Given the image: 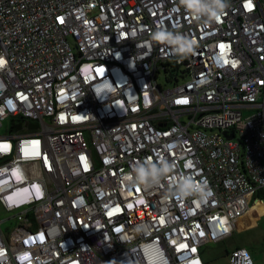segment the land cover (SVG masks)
<instances>
[{
  "label": "built area",
  "instance_id": "obj_1",
  "mask_svg": "<svg viewBox=\"0 0 264 264\" xmlns=\"http://www.w3.org/2000/svg\"><path fill=\"white\" fill-rule=\"evenodd\" d=\"M228 2L205 23L180 0H0V210L20 222L0 219V264H206L232 235L264 187V0ZM145 159L174 173L131 186ZM180 173L213 197L173 198Z\"/></svg>",
  "mask_w": 264,
  "mask_h": 264
},
{
  "label": "clouds",
  "instance_id": "obj_2",
  "mask_svg": "<svg viewBox=\"0 0 264 264\" xmlns=\"http://www.w3.org/2000/svg\"><path fill=\"white\" fill-rule=\"evenodd\" d=\"M180 4L191 13L197 20L205 23L219 20L229 7L228 0H180ZM135 37V33L132 34ZM152 40L158 44L170 47L173 55L180 61L195 54L197 44L188 36L169 31L164 26L158 27L152 33ZM108 90H104L107 95ZM174 173V165L169 161L153 162L151 159L137 162L130 175V185H142L145 188H152L166 180L170 174ZM170 194L178 200H185L189 197L206 201L213 197L214 192L206 179L197 181L190 174H175L170 183ZM259 199V198H258Z\"/></svg>",
  "mask_w": 264,
  "mask_h": 264
},
{
  "label": "rangeland",
  "instance_id": "obj_3",
  "mask_svg": "<svg viewBox=\"0 0 264 264\" xmlns=\"http://www.w3.org/2000/svg\"><path fill=\"white\" fill-rule=\"evenodd\" d=\"M160 81L165 82L164 75L160 76ZM9 126L10 121L6 119L4 126L0 129V134L7 133ZM262 196L264 198V195ZM256 198L255 195L253 200ZM7 217L9 216L6 212L0 210V219L3 220L2 229L10 233L20 222L15 218L6 219ZM243 219L245 227L238 225L231 236L203 245L206 264H231L229 252L237 246L248 248L256 263L264 264V202L255 201L254 206L249 209Z\"/></svg>",
  "mask_w": 264,
  "mask_h": 264
},
{
  "label": "crops",
  "instance_id": "obj_4",
  "mask_svg": "<svg viewBox=\"0 0 264 264\" xmlns=\"http://www.w3.org/2000/svg\"><path fill=\"white\" fill-rule=\"evenodd\" d=\"M259 200H261V199H259ZM258 201V200H257ZM256 201V202H257ZM262 202H264V200H261ZM249 211H247L242 217H240L239 219H238V221H237V223H236V226H235V228H234V230L238 227V225H240V226H242V227H245L244 226V217H245V215L248 213ZM255 221H256V219H255ZM246 227H248V226H246ZM237 247H239V246H237ZM230 253V252H229ZM202 257H203V259L205 260V258H204V249H203V246H202ZM206 262V261H205Z\"/></svg>",
  "mask_w": 264,
  "mask_h": 264
},
{
  "label": "trees",
  "instance_id": "obj_5",
  "mask_svg": "<svg viewBox=\"0 0 264 264\" xmlns=\"http://www.w3.org/2000/svg\"><path fill=\"white\" fill-rule=\"evenodd\" d=\"M262 195H264V187L261 188V189L256 193L257 198H259V199H261V200L264 199Z\"/></svg>",
  "mask_w": 264,
  "mask_h": 264
},
{
  "label": "snow or ice",
  "instance_id": "obj_6",
  "mask_svg": "<svg viewBox=\"0 0 264 264\" xmlns=\"http://www.w3.org/2000/svg\"><path fill=\"white\" fill-rule=\"evenodd\" d=\"M0 63H2V61H0Z\"/></svg>",
  "mask_w": 264,
  "mask_h": 264
},
{
  "label": "bare ground",
  "instance_id": "obj_7",
  "mask_svg": "<svg viewBox=\"0 0 264 264\" xmlns=\"http://www.w3.org/2000/svg\"><path fill=\"white\" fill-rule=\"evenodd\" d=\"M259 200V199H258ZM259 201H261V200H259Z\"/></svg>",
  "mask_w": 264,
  "mask_h": 264
}]
</instances>
